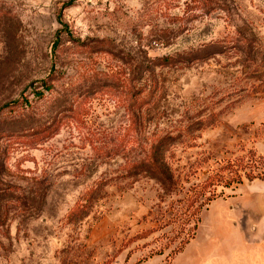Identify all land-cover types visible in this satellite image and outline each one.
Returning <instances> with one entry per match:
<instances>
[{
	"label": "rangeland",
	"instance_id": "374dc122",
	"mask_svg": "<svg viewBox=\"0 0 264 264\" xmlns=\"http://www.w3.org/2000/svg\"><path fill=\"white\" fill-rule=\"evenodd\" d=\"M260 191L264 0H0V264L223 261Z\"/></svg>",
	"mask_w": 264,
	"mask_h": 264
},
{
	"label": "crops",
	"instance_id": "0c3cea01",
	"mask_svg": "<svg viewBox=\"0 0 264 264\" xmlns=\"http://www.w3.org/2000/svg\"><path fill=\"white\" fill-rule=\"evenodd\" d=\"M258 200H228L234 247L225 249L223 261L219 250H211V264H264V194ZM232 244V243H231Z\"/></svg>",
	"mask_w": 264,
	"mask_h": 264
},
{
	"label": "trees",
	"instance_id": "16d2710c",
	"mask_svg": "<svg viewBox=\"0 0 264 264\" xmlns=\"http://www.w3.org/2000/svg\"><path fill=\"white\" fill-rule=\"evenodd\" d=\"M163 61H165V63H170L175 60L173 57L167 56L163 58ZM43 88L49 90L51 86L46 85L45 82H43ZM40 93L41 92H37V94ZM135 95L139 96V93ZM142 97L137 98L136 101L142 102V99H144ZM166 145H169V142L165 137L153 140L150 144H148L147 150L145 151L143 156L135 161L133 160L130 163V170L128 171V175L135 176L138 173H149L151 177L156 180V182L164 192L170 193L171 191H173L177 185V180L174 179V174L170 170L163 155V152L166 149ZM92 193H94V190L89 191L87 194L90 196L92 195ZM86 207L87 206L85 204L80 203L77 206V209L75 208V211L78 209L84 210Z\"/></svg>",
	"mask_w": 264,
	"mask_h": 264
}]
</instances>
